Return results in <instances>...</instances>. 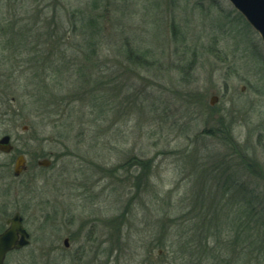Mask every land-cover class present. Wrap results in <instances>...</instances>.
<instances>
[{"label": "rangeland", "instance_id": "374dc122", "mask_svg": "<svg viewBox=\"0 0 264 264\" xmlns=\"http://www.w3.org/2000/svg\"><path fill=\"white\" fill-rule=\"evenodd\" d=\"M4 135L5 264H254L241 201L264 250V47L227 0H0Z\"/></svg>", "mask_w": 264, "mask_h": 264}, {"label": "water", "instance_id": "95a60500", "mask_svg": "<svg viewBox=\"0 0 264 264\" xmlns=\"http://www.w3.org/2000/svg\"><path fill=\"white\" fill-rule=\"evenodd\" d=\"M242 16L244 21L259 35L264 47V0H227ZM12 150L10 136L0 138V152L9 153ZM25 160L22 155L14 162V175L17 176L24 169ZM48 166L49 161L44 159L37 163ZM6 230L0 233V264H3L5 255L12 250L26 247L29 244V234L21 224V217L16 213L9 221ZM66 242V241H64Z\"/></svg>", "mask_w": 264, "mask_h": 264}, {"label": "trees", "instance_id": "16d2710c", "mask_svg": "<svg viewBox=\"0 0 264 264\" xmlns=\"http://www.w3.org/2000/svg\"><path fill=\"white\" fill-rule=\"evenodd\" d=\"M131 54H132L131 50H128L126 55L129 59H132V61L136 62L135 58L132 57ZM133 56H135V55H133ZM232 188H234V190H235V189H240L241 187L236 185L235 187H232ZM235 193H237V191H235ZM248 206H249V204L246 205V204H243L242 201L239 202V205H237V208L234 209V212H233V215H234L233 220L235 221V227L234 228L231 227V228H229V230H232V231L236 230L238 232L236 239H241V240H243L244 238L248 239L247 249H248L249 260L253 261L254 264H264V250L263 249H257L256 247H254L253 244L255 243V241L250 240V238H249V207ZM191 240H192V238H191ZM251 241H252L251 246H249V243ZM256 243H257V241H256ZM260 244L261 243H258L257 247ZM240 246H242V249H245L244 245H240ZM217 252H219V250H217L215 252L216 257L218 256ZM242 253H243V251H242ZM211 254H213V252H211ZM216 257L213 256L214 259H216ZM222 260H223V258L218 259L217 261H219V263H222ZM235 264H243V259L238 258V260L236 261Z\"/></svg>", "mask_w": 264, "mask_h": 264}, {"label": "flooded vegetation", "instance_id": "af4514ba", "mask_svg": "<svg viewBox=\"0 0 264 264\" xmlns=\"http://www.w3.org/2000/svg\"><path fill=\"white\" fill-rule=\"evenodd\" d=\"M26 169V164H24V169L18 174L19 176L21 175V173L24 171ZM17 175V176H18ZM16 213H18V215L20 216V214H19V212H14L11 216H8L7 217V215H5L4 217V219H3V223L0 225V233H2L4 230H6L7 228H8V226H9V223H8V221L16 214ZM21 217V216H20ZM21 224H22V226H23V228L27 231V229L24 227V225H23V218L21 217ZM27 233H28V231H27ZM29 234V233H28ZM29 239H30V237H29ZM64 241H66V242H64ZM63 241V244H64V246L65 247H67V240H64ZM29 242H30V240H29ZM29 245V244H28ZM27 245V246H28ZM26 246V247H27ZM23 248H25V247H23ZM23 248H20V249H23ZM20 249H16V250H20ZM16 250H12V251H9L6 255H5V257H4V261H3V264H5V260H6V257H7V255L9 254V253H11V252H13V251H16Z\"/></svg>", "mask_w": 264, "mask_h": 264}]
</instances>
